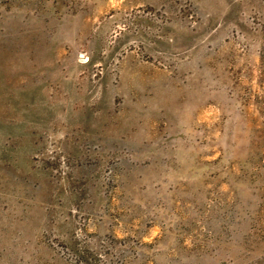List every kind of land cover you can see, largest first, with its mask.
<instances>
[{"label":"rangeland","instance_id":"1","mask_svg":"<svg viewBox=\"0 0 264 264\" xmlns=\"http://www.w3.org/2000/svg\"><path fill=\"white\" fill-rule=\"evenodd\" d=\"M0 264H264V0H0Z\"/></svg>","mask_w":264,"mask_h":264}]
</instances>
